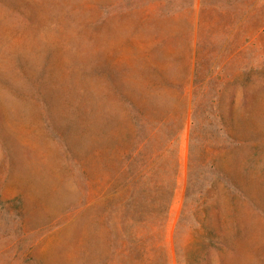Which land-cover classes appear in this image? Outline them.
Listing matches in <instances>:
<instances>
[{"label":"rangeland","instance_id":"1","mask_svg":"<svg viewBox=\"0 0 264 264\" xmlns=\"http://www.w3.org/2000/svg\"><path fill=\"white\" fill-rule=\"evenodd\" d=\"M0 264H264V0H0Z\"/></svg>","mask_w":264,"mask_h":264},{"label":"trees","instance_id":"2","mask_svg":"<svg viewBox=\"0 0 264 264\" xmlns=\"http://www.w3.org/2000/svg\"><path fill=\"white\" fill-rule=\"evenodd\" d=\"M156 136L157 133L153 131L145 138L144 142L138 145L129 146L121 150L117 155V160L121 164V170L123 174L122 181H124L128 188H131L132 192L135 193L139 190L142 194H144L145 197H147V200L150 199L148 204L154 208L155 205L157 206L158 202L160 203V199L158 197L159 194L163 192L162 188L167 186L165 180H159L157 178L158 176H155L158 175L156 173L160 166V161L164 160L165 158L167 148H159L154 150L149 155H147V152L145 151V144L146 146L147 144H153ZM195 136L196 135H193L192 133V143L193 138L195 140ZM206 151L207 148L204 146L200 151L203 157L206 156ZM200 153H198V155ZM157 200L158 202H156ZM136 244L139 248L138 243Z\"/></svg>","mask_w":264,"mask_h":264}]
</instances>
